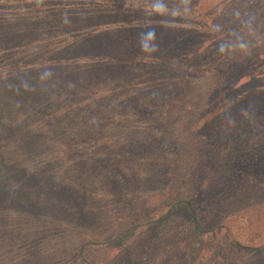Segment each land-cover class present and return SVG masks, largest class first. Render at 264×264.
<instances>
[{
	"label": "trees",
	"instance_id": "1",
	"mask_svg": "<svg viewBox=\"0 0 264 264\" xmlns=\"http://www.w3.org/2000/svg\"><path fill=\"white\" fill-rule=\"evenodd\" d=\"M169 1H174L176 11L182 12L180 16L187 17L186 21H172L168 17L138 22L133 19L137 30L144 31L148 39L158 40L128 48L126 42L131 44V38L126 37L121 51L136 50L137 58L119 63L116 53L104 51L108 28L95 29L83 34L81 42L97 53L87 54L83 49L81 56H71L66 54L71 47L43 45L40 49H47V55L42 56L39 51L30 56V52L31 60L13 70L17 89L26 92L35 87L46 94L47 101L53 102L43 103L44 98L38 97L36 102L41 108H55L62 101L65 109H72L63 111V117L52 116L54 134H40L39 142L34 141L35 135L30 131L22 132L21 138H17L23 144L21 149L28 156L37 155L43 142L65 136L64 153L85 161L80 164L79 178L70 174L67 180L54 184L52 171L41 169L47 163L44 160L39 165L18 166L0 153V216L3 208L13 204L30 208L33 220L48 206L60 209L63 216L56 219L57 227H69L78 234H85L86 227L95 229L100 235H107L102 242H115L120 255L136 254L123 256L120 264H140L143 260L145 264L156 254L160 258L156 264L175 256L179 257V264H199L197 260L202 263L201 259L209 253L217 256L214 262L208 260L209 264H264V141L248 144L252 131L261 124V115L257 113L261 95L255 94L258 101L251 102L254 96L248 86L253 81L260 84L264 68L261 64L260 70H256L250 62L239 64L235 60L239 48L257 36L254 28L249 27L239 46L229 42L237 37L232 26L253 25L255 17L248 19L246 15L251 17L254 2L236 7L234 2L240 0H196V4L194 0ZM167 5L162 3L154 8L159 10ZM222 25L229 26V30L218 33ZM173 27L174 33L169 31ZM199 29L209 34L212 43H195L191 47ZM19 32L28 35L30 29L20 28ZM122 52L118 55L122 56ZM52 53L56 57L50 56ZM255 57L263 61L262 57ZM247 66V73L236 76ZM90 79L99 82L91 96L100 100L95 119L78 117L71 122V112L82 102L84 107L86 94L93 85L78 87L75 82ZM204 82L207 85L202 89ZM227 93L229 98H240L235 100L236 106L248 98L247 109L254 107V112L215 109L214 98ZM49 96L52 98L48 99ZM168 97L177 99L173 103ZM202 98H208V109H196L200 108ZM260 112L264 114V109ZM181 132L205 142L198 168L193 156L187 165L184 163L189 147L179 149ZM106 138L109 144L103 143ZM90 147L95 148L89 150ZM81 180L88 189L78 186ZM203 180L205 186L196 187ZM40 197L48 203L39 204ZM121 210L125 211L122 215ZM240 216L247 224L242 228L238 227L240 223L234 224ZM115 219L124 224L121 229L110 231ZM259 219V225L245 236L246 228ZM130 234L135 238L134 247L124 242ZM216 237L226 246L221 253L209 243ZM86 242L76 249L83 264H87L81 253ZM33 247L38 250L37 245ZM29 263L28 258L24 264Z\"/></svg>",
	"mask_w": 264,
	"mask_h": 264
},
{
	"label": "rangeland",
	"instance_id": "2",
	"mask_svg": "<svg viewBox=\"0 0 264 264\" xmlns=\"http://www.w3.org/2000/svg\"><path fill=\"white\" fill-rule=\"evenodd\" d=\"M169 0H0V153L4 157L7 156V160L16 164L18 166H31L39 165L42 162H47L41 169L43 171H52L55 177L51 176V180L54 184L59 183V180H67L68 175L72 174L76 178H79L81 174L80 164L84 160H74L75 158L71 153L65 154V146L62 143H66L67 138L65 136H59L56 139L48 140L43 142L42 146H39V151L37 155L28 156L23 150L22 142L19 139L22 136V132L30 131L35 135L34 141L39 142L40 134H54L52 127L55 120H52V116L55 114L57 116L63 117L61 114L63 111L72 109H65L62 101L55 107L52 108L51 105H44L43 108L37 105L36 101H39L38 97H43V103L52 101H47V96L45 93H39L35 87H31L22 92L15 86V81L13 79V70L20 68L22 64L26 62L29 58V53L35 52V55L41 51L42 56L48 54L47 49H40L41 46H50L48 48H69L71 56H81L82 50L85 49L87 54L97 53L95 50H89L85 45H82V39H84L83 34L86 32H91L95 29L107 30V39L104 40L105 50L108 54L116 53V59L120 63L122 61H127L129 58H137L138 52L126 51L122 52L120 47L126 37L131 38V44L129 42L126 47L130 45H137V43L143 44L144 41L157 42V39L147 38L144 31H139L136 29V22L139 20H148L147 18H171L172 21H186V18L182 12H177V7L173 5L174 1ZM196 0L193 1V4ZM247 1H253V13L251 17L242 13L243 18L254 19V23L251 26L247 24H235L232 26V30L237 32V37L230 39V44L234 43L235 47L240 45L242 38L244 37L249 27L254 28L256 37L252 38V41H248L239 48V52L235 55V60L239 64H243L246 61L252 63V68L260 70L263 64L264 68V0H240L234 2L236 7L239 4H243ZM177 3L183 2V0H176ZM114 3V4H113ZM163 5L168 3L163 9H155V5ZM141 7L145 9L142 10ZM153 9V12L150 10ZM104 10V11H103ZM104 12V13H103ZM243 12V10L241 11ZM135 19L136 22L132 20ZM7 28H6V27ZM20 26V27H19ZM222 25L221 27H223ZM1 27H5V30ZM112 27V28H109ZM115 27V28H113ZM218 27V33H225L226 29L229 30L227 26L224 30ZM20 28L23 30L30 29L28 35L19 32ZM170 29L173 33L175 30ZM180 30V29H179ZM259 32H257V31ZM96 31V30H95ZM137 31H139L137 33ZM92 34V33H91ZM90 34V38L91 35ZM95 35V34H94ZM236 35V33H233ZM209 34L205 33L202 29L198 30L192 41L191 47L195 43H212L211 38L208 37ZM86 37V36H85ZM144 38L146 40H144ZM226 39V38H224ZM146 44V43H145ZM45 48V47H44ZM47 48V47H46ZM122 52V56L118 55ZM256 55L262 57L263 61H258ZM50 56L56 57L55 54ZM255 57V58H254ZM254 58V59H253ZM84 60V59H82ZM249 60V61H248ZM38 61V60H36ZM258 64H260L258 66ZM249 67L243 68L239 73H247ZM259 75V74H254ZM234 76V77H236ZM244 76L243 80L246 79ZM204 78V77H203ZM260 84L257 85L256 81L249 83V91L251 92L253 99L251 102H259V113L261 115L258 129L252 131L251 139L248 144H254V141H264V114L261 109H264V76L261 77ZM206 81H210L206 79ZM62 82L58 81V84ZM98 81L89 80L86 82H75L78 87H89L90 91L87 92L88 100L83 107V102L81 106H76L75 110L71 112L70 120L74 122L75 118L80 117L87 118L91 117L92 120L95 119V112L98 111V103L93 97H91L97 89ZM207 83L204 82V86ZM246 85V84H245ZM244 85V86H245ZM93 91V92H92ZM249 92V93H250ZM255 94L261 95L260 98H255ZM227 96L215 97V109H227L232 111L233 109H247L245 101L249 100L244 98L239 106L235 105V100L240 99L238 97L229 98ZM248 95V94H246ZM120 96V94L118 95ZM58 97V95H57ZM49 96L48 99H51ZM169 101L175 100L177 97L167 98ZM220 99V101H216ZM208 98H202L200 103V108L196 109H208L205 106V101ZM186 101V98L180 101V104ZM91 104V105H89ZM88 105V106H87ZM87 106V107H86ZM24 109L26 111H24ZM42 109V110H40ZM156 109H161L159 106ZM254 107L247 109L253 111ZM39 110V111H38ZM242 111V110H241ZM254 112V111H253ZM223 125H225L223 123ZM191 133V132H190ZM28 135V133H27ZM39 136V137H36ZM191 135V134H190ZM186 132H181L178 137L180 142V148L189 147V154H184L186 160L184 163H188L191 156L195 159V168H198L199 160L204 157L202 151L205 147V142L202 138H193ZM46 136V135H45ZM31 135L29 138L31 139ZM49 139V138H48ZM107 139V138H106ZM102 139L104 144H109L108 139ZM194 139V140H193ZM71 148H78V146H73ZM95 147L88 148L92 150ZM34 156V157H33ZM89 157V156H88ZM44 160V161H43ZM57 174L61 176L58 177ZM79 187L83 190L88 189L85 187L83 180L79 182ZM205 186V181L198 183L196 187L203 188ZM248 187V186H247ZM39 204L43 206L48 203L47 199L40 197ZM15 204L5 207L1 211L0 216V264H24L26 259L29 258V264H83L80 260L79 254L76 253V249L79 244L86 240L87 242L83 246L81 251L82 255L85 257L87 264H120L121 258L135 257L136 254L133 253L131 256L127 255L126 252L120 255L118 246L115 247V242H102V239L107 235L95 232V229L85 228L86 233L78 234L72 232L73 230L69 227H57L55 224L56 219H61L62 214L59 209L48 206L46 210L41 211L37 214L36 219H31V213L28 211L30 208H24L22 206L16 207ZM125 211L121 210L119 214L122 215ZM202 215V214H201ZM203 216V215H202ZM45 221V222H44ZM94 221V220H93ZM113 226L109 227L110 231H117L121 229L124 224L122 220L115 219L113 221ZM260 219L257 223L250 224L249 228L245 230V236L249 235V232L255 229L259 225ZM239 228H242L245 223L243 217H236L234 224H239ZM44 227V228H43ZM13 229L16 231L14 234ZM7 230V231H6ZM9 230V231H8ZM110 233H108L109 235ZM133 236V238H132ZM131 239V240H129ZM216 240L209 243L218 253L223 252L226 246L220 242V238L216 237ZM90 240H93L90 243ZM104 240V239H103ZM130 247L135 246L134 235L130 234L126 237L125 241ZM214 243V244H213ZM33 245H37L38 250L35 251ZM220 248V249H219ZM221 250V251H220ZM205 251L204 253H206ZM198 256V255H197ZM126 257L122 259L125 261ZM147 256L146 258H148ZM179 258V257H178ZM176 256L168 260L165 258L162 264H179V259ZM160 260L159 255L150 256L145 264H156ZM197 260V259H196ZM202 260V263L197 260L199 264H209L208 260H217V256L209 253ZM144 261V260H143ZM143 261L140 263L142 264ZM194 264V262H193Z\"/></svg>",
	"mask_w": 264,
	"mask_h": 264
}]
</instances>
